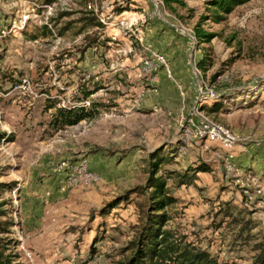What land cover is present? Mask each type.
<instances>
[{"label":"rangeland","instance_id":"obj_1","mask_svg":"<svg viewBox=\"0 0 264 264\" xmlns=\"http://www.w3.org/2000/svg\"><path fill=\"white\" fill-rule=\"evenodd\" d=\"M184 1L0 0V201L12 222L0 237L19 264H118L157 150L169 159L159 173L210 167L192 185L167 180L176 242L231 264L264 250V0L202 23L215 34L207 43L193 32L205 0ZM88 11L102 26L79 20ZM155 56L165 59L153 71L144 62ZM74 105L96 115L56 125V108ZM191 116L223 125L234 143L193 137L179 154Z\"/></svg>","mask_w":264,"mask_h":264},{"label":"trees","instance_id":"obj_2","mask_svg":"<svg viewBox=\"0 0 264 264\" xmlns=\"http://www.w3.org/2000/svg\"><path fill=\"white\" fill-rule=\"evenodd\" d=\"M165 7L173 9V4L182 7L186 6L184 0H161ZM250 0H205L204 12L198 17L193 32L198 42L207 43L214 33H208L202 28V23L210 21L215 24L222 23L227 16L236 8L246 4ZM52 2V0H47ZM190 10V9H189ZM123 11V9H119ZM85 14V13H84ZM86 16V17H85ZM79 20H84L91 26H102L92 11ZM86 25V24H85ZM46 27V26H45ZM96 37H92L91 41ZM206 56L203 55L197 61V68L206 70ZM208 64V63H207ZM89 94V93H88ZM87 97V95L85 96ZM221 103L215 102L207 107L209 112L220 109ZM96 115L94 109L85 105H74L71 107H58L55 110L52 120L58 126H71L82 120L90 119ZM5 132L0 131V142L7 140ZM177 148L174 147L169 153V157L176 155ZM165 156V155H164ZM157 150L150 154L148 161V177L143 186L139 187L143 200L141 205V219L136 227L135 235L129 242L128 253L118 262V264H231L220 262L208 251L196 248L193 245L181 244L173 239V233L166 228L170 219L168 208L177 202V198L172 194V189L167 185V180L174 179L175 186L192 185L197 179V172L210 171L205 163H201L193 168L181 171H171L164 169V173H159L163 164L168 161L166 157ZM8 187L7 183L0 182V191ZM138 190V189H137ZM127 195H122L108 202L100 209V215H105L109 209L116 207L124 201ZM4 201H0V234L6 233L12 222L6 218L8 211L4 208ZM249 222L245 221L242 228H249ZM8 241L0 237V264H19L15 255L8 252ZM260 252L254 258L253 264H264V250L259 245Z\"/></svg>","mask_w":264,"mask_h":264},{"label":"built area","instance_id":"obj_3","mask_svg":"<svg viewBox=\"0 0 264 264\" xmlns=\"http://www.w3.org/2000/svg\"><path fill=\"white\" fill-rule=\"evenodd\" d=\"M163 59H165L164 56H155V61H145L144 63H147V68H153V71L157 69V67H161V63L163 62ZM213 93H210V96H212ZM185 125H181V135L180 137L186 136V130L189 125H199L200 126V135L203 134H210L211 139H215L219 142H224L225 144L231 146L235 138L233 137H225L221 134H219V131L216 128H209L206 124L200 123L199 121H196V119L191 116L184 122Z\"/></svg>","mask_w":264,"mask_h":264},{"label":"bare ground","instance_id":"obj_4","mask_svg":"<svg viewBox=\"0 0 264 264\" xmlns=\"http://www.w3.org/2000/svg\"><path fill=\"white\" fill-rule=\"evenodd\" d=\"M199 122L206 124L209 128H216L219 131V134H221L225 137H232L230 132L221 124L212 122L206 118L201 120V121L199 120ZM193 137H196L197 139H202V138L210 137V134L200 135V126L199 125H189L187 127V130H186V136L185 137H179L180 141H181L179 143L180 145L178 147V153L179 154L185 153L187 146L189 144V140L192 139ZM222 143H224V142H222Z\"/></svg>","mask_w":264,"mask_h":264},{"label":"crops","instance_id":"obj_5","mask_svg":"<svg viewBox=\"0 0 264 264\" xmlns=\"http://www.w3.org/2000/svg\"><path fill=\"white\" fill-rule=\"evenodd\" d=\"M209 141V140H208ZM209 142H214L213 140L212 141H209Z\"/></svg>","mask_w":264,"mask_h":264}]
</instances>
